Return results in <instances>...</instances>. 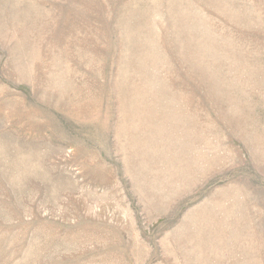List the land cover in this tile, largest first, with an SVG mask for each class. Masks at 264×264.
<instances>
[{
    "label": "rangeland",
    "instance_id": "374dc122",
    "mask_svg": "<svg viewBox=\"0 0 264 264\" xmlns=\"http://www.w3.org/2000/svg\"><path fill=\"white\" fill-rule=\"evenodd\" d=\"M0 264H264V0H0Z\"/></svg>",
    "mask_w": 264,
    "mask_h": 264
}]
</instances>
